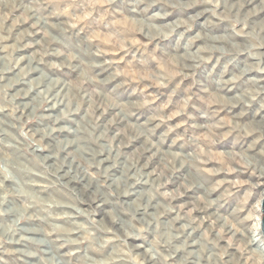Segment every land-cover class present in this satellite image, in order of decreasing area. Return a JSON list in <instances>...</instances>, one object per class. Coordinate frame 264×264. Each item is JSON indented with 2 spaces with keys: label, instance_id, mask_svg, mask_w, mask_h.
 <instances>
[{
  "label": "clouds",
  "instance_id": "1",
  "mask_svg": "<svg viewBox=\"0 0 264 264\" xmlns=\"http://www.w3.org/2000/svg\"><path fill=\"white\" fill-rule=\"evenodd\" d=\"M0 264H264V0H0Z\"/></svg>",
  "mask_w": 264,
  "mask_h": 264
}]
</instances>
